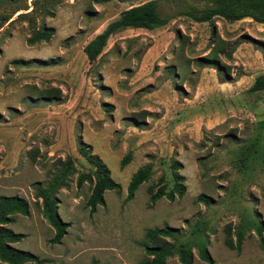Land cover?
Returning a JSON list of instances; mask_svg holds the SVG:
<instances>
[{
  "label": "rangeland",
  "instance_id": "rangeland-1",
  "mask_svg": "<svg viewBox=\"0 0 264 264\" xmlns=\"http://www.w3.org/2000/svg\"><path fill=\"white\" fill-rule=\"evenodd\" d=\"M146 1L10 0L0 7V195L23 197L29 209L5 225L25 235L12 245L46 258L41 264H144L145 242H173L149 239L147 229L169 225L190 244L192 264H207L201 241L213 264H264V231L260 240L255 230L264 228V90L248 92L264 73V23L195 22L182 13L207 1L157 0L165 25L114 33L90 62L84 45ZM43 26L53 28L50 40L29 45ZM209 54L217 67L200 61ZM81 141L121 186L106 190L93 213L86 206L92 185L77 186L79 174L93 170ZM69 158L71 172L54 187L68 226L54 243L37 187L52 183ZM173 161L182 165L184 195L149 207L148 187L160 177L167 191L173 186ZM146 165L150 179L126 202L132 174ZM199 194L209 202L196 201ZM237 230L244 232L240 251L226 244ZM165 264L181 263L174 255Z\"/></svg>",
  "mask_w": 264,
  "mask_h": 264
},
{
  "label": "trees",
  "instance_id": "trees-1",
  "mask_svg": "<svg viewBox=\"0 0 264 264\" xmlns=\"http://www.w3.org/2000/svg\"><path fill=\"white\" fill-rule=\"evenodd\" d=\"M9 1L10 0H0V7ZM38 1L40 0H32V3H36ZM203 1H207L208 5L200 9L192 7L188 11H184L182 14L189 16L195 22H209L210 24L214 23V19L216 17H222L227 21H237L249 17L256 22L264 23V0ZM28 9L29 7L27 6L17 7L11 15H1V21L6 22L18 11ZM33 10L34 9H31L26 13H18L17 17L28 14ZM168 21V17H164L160 14L157 0H148L140 4L131 5L129 8L123 10L117 18L110 21L101 32L91 38L84 45L83 52L90 62L94 61L103 51L108 38L112 34L127 28L152 30L165 25ZM52 34V27L43 26L37 28L27 38V43L29 45H34L41 41L48 42ZM200 61L202 63H205L206 61V64H213L215 67L218 65L216 58L212 54L207 55V57H202ZM263 90L264 73H261L254 78V81L248 88V92H258ZM79 151L93 166L91 174L81 173L77 178L78 187H81L85 181L92 185L91 193L86 201V206L89 208V211L93 213L96 210L97 205L104 204L103 195L106 190L120 191L121 186L111 177L109 168L102 162L97 154L92 152L89 144L81 141ZM132 157L133 154L130 151L124 154L119 162L120 168L123 169L126 165H128L131 162ZM71 160L72 159L69 158L65 162L64 169L61 171L60 175L55 177L52 183L47 184L46 187H37V196L42 199V215L55 230V234L51 239L54 243L61 242L68 226V223L64 222L57 213V198L54 193V187L58 183H62L65 176L71 172ZM171 167L175 171L173 186L167 191L165 185L162 184L164 178L160 177V184L158 186L148 187L150 193L148 203L149 207H151L163 196L173 200L175 196L182 197L184 195V176L177 173V170L182 168V165L178 161H173ZM151 174V165L141 167L134 174H132L127 187V195L124 198L126 202L133 199L135 191L142 183L150 179ZM209 200L210 198L204 194H199L196 197V201L208 203ZM16 213L28 215L29 209L26 199L20 196L0 195V262H5L7 264H24L26 262L41 264L46 261V258H40L30 251L22 250L12 245L25 237L23 233L15 232L11 228L5 226L7 223L12 221V215ZM255 230L259 239L262 240L264 231L262 223H257ZM146 232L149 239L157 240L160 238H170L173 242H154L153 244L145 242L143 244V248L145 254L150 259L148 261H144V264H165L167 258L174 255L178 256L181 264H192V248L190 244L179 241L180 237L176 228L165 225L163 227L149 228ZM235 235V242L228 237L226 239V244L230 248L240 251L244 238V232L243 230H237ZM199 257L207 264H213V259L207 250L206 243L203 241L199 243Z\"/></svg>",
  "mask_w": 264,
  "mask_h": 264
}]
</instances>
